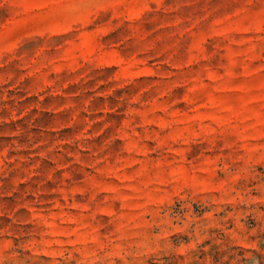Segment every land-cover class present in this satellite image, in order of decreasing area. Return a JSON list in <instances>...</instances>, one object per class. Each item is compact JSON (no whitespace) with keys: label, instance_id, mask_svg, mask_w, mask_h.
<instances>
[{"label":"rangeland","instance_id":"rangeland-1","mask_svg":"<svg viewBox=\"0 0 264 264\" xmlns=\"http://www.w3.org/2000/svg\"><path fill=\"white\" fill-rule=\"evenodd\" d=\"M0 264H264V0H0Z\"/></svg>","mask_w":264,"mask_h":264}]
</instances>
